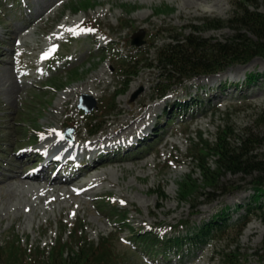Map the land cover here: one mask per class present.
<instances>
[{"label":"rangeland","instance_id":"1","mask_svg":"<svg viewBox=\"0 0 264 264\" xmlns=\"http://www.w3.org/2000/svg\"><path fill=\"white\" fill-rule=\"evenodd\" d=\"M18 1L0 0V246L14 247L13 255L12 250H7L10 260L27 264L24 257L29 256L33 264H41L57 247L60 232L66 230L62 238L65 240L71 228L78 227L89 243L103 246L102 252L113 264H220V252L225 250L227 254L236 247L246 264H264L254 255L264 236V223L259 217H252L235 241L202 245L181 261L179 257L164 262L160 257L147 258L130 242L137 229L158 228L169 234L183 221L198 225L224 209L231 210L235 219L239 213L236 207L246 203L252 193L248 188L235 189L246 182L244 177L227 174L220 183L232 191H215L214 200L207 201L210 190L192 158L206 157L197 150L199 144L215 142L218 129L229 128L234 134H242L264 114V59L231 67L213 80L212 76L196 77L182 85L173 84L162 98L158 89L163 87L164 78L158 69L149 67L153 63V46L160 45L162 34L169 31L186 35L198 30L199 37L221 41L231 36L233 31L227 27L211 28L214 19L230 17V0ZM257 1L264 12V0ZM92 24L101 32L93 35L95 41L90 42L87 31L80 33L77 29ZM17 28L22 30L11 37ZM139 30L145 39L141 50L151 45L150 50L144 59L138 58L137 73L122 82L118 74L127 71L128 66L116 63L114 58L127 53L131 36ZM67 40L59 51L68 55L67 63L63 60L50 66V57ZM109 42L112 49L106 46ZM53 45L57 46L54 50ZM249 74H255V82L245 81ZM114 92L122 94L112 98ZM81 94L92 96L98 106L90 116L102 120L96 126L102 129L95 136H89L87 131L90 118L81 116L77 109ZM186 96L197 99L202 106L168 117L166 105ZM110 107L115 112L101 118ZM138 112L148 113L145 124L125 138L121 132L113 134L115 126ZM66 126L72 128L73 134L72 141H65L73 144L69 150L61 149L57 156L73 150L77 158H91L93 151L112 150L138 134L158 132L149 139L152 146L147 151L125 158L119 155L110 163L98 162L71 183L48 186L46 181L53 180L57 171L50 175L47 169L40 171L41 164L37 165L35 155H29V148L23 150L26 156L18 154L17 149L26 144L35 150L44 148L62 139ZM37 133L41 134L38 144L29 142ZM78 137L94 141L96 148H82ZM51 148L54 146L44 148L45 152ZM14 171L19 175L36 173L43 178L24 185L13 179ZM191 173V180L203 196L182 201L178 188ZM259 202L264 217V196ZM115 214L125 217L123 224Z\"/></svg>","mask_w":264,"mask_h":264},{"label":"trees","instance_id":"2","mask_svg":"<svg viewBox=\"0 0 264 264\" xmlns=\"http://www.w3.org/2000/svg\"><path fill=\"white\" fill-rule=\"evenodd\" d=\"M230 2L233 7L230 17L226 20L214 19L215 24L211 26L213 29H231L233 33L225 40L199 37L196 35L198 30L186 35H175L170 31L167 35L162 34L163 42L154 46V57L151 59L153 63L149 67L158 69L166 88L172 84H180L184 79L216 74L232 66L248 64L255 58L264 59V12L259 10L258 1ZM150 46L141 53V59H144ZM129 51L125 56L119 54L120 58L127 59L126 78L137 73L136 67L140 61L136 57L138 49L131 48ZM255 80L254 74L246 77L247 83ZM254 124L250 129L245 128L242 134H234L229 128L218 129L215 142L203 141L204 143L199 144L197 150L202 151L206 157L192 158L196 170L207 184L206 188L210 190L207 193L209 202L214 200L215 191H220V194L232 191L225 190L220 183L225 175L244 177L245 185L235 188H248L252 191L247 202L238 206L243 212L231 220L229 211L222 210L197 226L182 222L180 230L169 234L155 229L133 232L132 237L143 253L150 257L161 255L163 258L174 254L182 259L203 244H215L223 239L235 241L254 216L261 218L264 223L262 204L259 202L264 196V114L259 115ZM191 175L192 173L188 174L179 185L178 192L182 195V201L203 196V193H199L197 183L191 180ZM159 194L165 199L163 193ZM114 216L122 224L125 217L118 214ZM71 230L65 241L62 238L66 230L60 232L57 247L49 251L47 259L41 264H113L109 255L102 252L103 246L100 243H89L78 227ZM6 245L0 246V264H14L9 257L11 253L7 250H12V255L16 251L13 246ZM225 253V250L220 252V264H246L237 247L234 251ZM254 255L258 261L264 262V236ZM40 256L43 257L44 254ZM24 259H27V264H33L31 257L25 256Z\"/></svg>","mask_w":264,"mask_h":264},{"label":"bare ground","instance_id":"3","mask_svg":"<svg viewBox=\"0 0 264 264\" xmlns=\"http://www.w3.org/2000/svg\"><path fill=\"white\" fill-rule=\"evenodd\" d=\"M21 30H22L21 28H17L15 30H12L11 37L13 36V38H15L14 36L19 34V32ZM216 77L217 76L211 78L210 80L216 79ZM151 108H153V106ZM151 108L149 110H151ZM140 113L141 112H138V113L130 115V119L129 120L122 121L119 125L115 126L113 134H117V133L121 132V133H123L122 137L125 138L127 135L132 134L137 127H139L140 125L145 124L147 119H148V117H149V115H148V113H146V114H144V113L140 114ZM112 124H114V123H112ZM125 130H127V131H125ZM124 132H126V133H124ZM112 136L110 138H112ZM77 140L83 143L81 145L82 148H86L87 150H91V149H95L96 148V145H95L94 141H88L86 138H83V137H78ZM75 142H77V141H75ZM72 144L73 143H70L69 141H65V139L64 140L63 139H57V140L53 141L50 144H46L44 146V148H50L51 146L55 147V146L58 145L59 146L58 148H61V149L65 148V149L69 150L72 147ZM44 169H47L48 171L50 170V168H48V167H44ZM48 171H47V173H48ZM14 172H15V174L13 175V179L16 180L18 183L24 184V185H31L33 182L39 181V180H41L43 178V177L39 176L38 174L19 175L18 171H14ZM75 178L73 180H75ZM73 180L62 181V180H59L58 178H53V180H51V181H49V180L46 181V185L51 186V185H54V184L58 185V184H64V183H69V182L71 183ZM91 184L92 183L89 182L88 186H90ZM81 193H82V189L77 194L79 195Z\"/></svg>","mask_w":264,"mask_h":264},{"label":"water","instance_id":"4","mask_svg":"<svg viewBox=\"0 0 264 264\" xmlns=\"http://www.w3.org/2000/svg\"><path fill=\"white\" fill-rule=\"evenodd\" d=\"M142 39H143V31L140 30L138 33H136V34L133 35L131 44L139 47V46H141L144 43ZM80 101H81V104H80L79 108L85 109L86 112L91 111V109L93 108V106L92 105H89L90 106L89 107V106H87L85 104V102H89V101H92V104H93V100H92L91 97L86 96V95H82L80 97Z\"/></svg>","mask_w":264,"mask_h":264},{"label":"snow or ice","instance_id":"5","mask_svg":"<svg viewBox=\"0 0 264 264\" xmlns=\"http://www.w3.org/2000/svg\"><path fill=\"white\" fill-rule=\"evenodd\" d=\"M74 29H69V31H73ZM84 31H91V29H84ZM57 46L56 45H53L52 46V50H54ZM49 53H44V55H48Z\"/></svg>","mask_w":264,"mask_h":264}]
</instances>
